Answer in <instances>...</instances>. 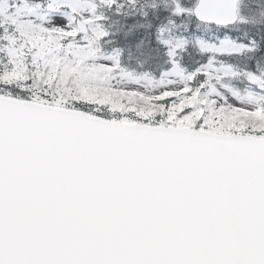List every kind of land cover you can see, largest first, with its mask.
Returning a JSON list of instances; mask_svg holds the SVG:
<instances>
[{
	"label": "snow or ice",
	"instance_id": "snow-or-ice-1",
	"mask_svg": "<svg viewBox=\"0 0 264 264\" xmlns=\"http://www.w3.org/2000/svg\"><path fill=\"white\" fill-rule=\"evenodd\" d=\"M0 264H264V0H0Z\"/></svg>",
	"mask_w": 264,
	"mask_h": 264
}]
</instances>
